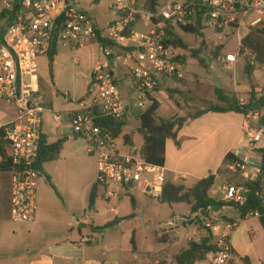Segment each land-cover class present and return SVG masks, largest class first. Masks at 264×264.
<instances>
[{
  "label": "built area",
  "instance_id": "2783aa9c",
  "mask_svg": "<svg viewBox=\"0 0 264 264\" xmlns=\"http://www.w3.org/2000/svg\"><path fill=\"white\" fill-rule=\"evenodd\" d=\"M81 1L0 0V19L5 23L0 40V99L16 110L15 119L1 128L12 159L10 221L17 225L36 221L41 176L37 163L47 113L55 127L68 121L73 137L85 141L87 154L97 161L95 183L106 199L117 196L120 188L142 185L161 201L166 169L147 162L142 150L128 143L125 135L158 100L163 80L184 79V55L181 48L171 45L169 31L193 24L197 9L204 11L206 28L213 26L219 33L236 25L240 30L239 17L249 13L258 16L251 27L264 23V0H166L156 12L140 0H114L110 9L115 19L101 28ZM142 24L147 30L137 33ZM90 43L99 47L105 62L91 74L94 86L88 98L71 111L50 108L38 82L39 59L53 49L78 51ZM242 57L246 55L239 38L237 50L228 53L222 64L234 67ZM117 67L125 71L122 80L128 81L127 86L119 80ZM262 99L264 93L257 92L256 101ZM239 103L247 105L245 100ZM244 119L247 147L231 153L234 161L228 168L233 174L251 171L256 181L263 173L264 107L247 112ZM108 121L128 125L116 136V126L106 125ZM247 195L246 187L227 184L222 202L242 207ZM204 227L218 247L209 255L211 264H235L232 238L236 226L211 211Z\"/></svg>",
  "mask_w": 264,
  "mask_h": 264
},
{
  "label": "crops",
  "instance_id": "0c3cea01",
  "mask_svg": "<svg viewBox=\"0 0 264 264\" xmlns=\"http://www.w3.org/2000/svg\"><path fill=\"white\" fill-rule=\"evenodd\" d=\"M101 1L82 0L81 4L83 9L88 12L84 3L90 7H98ZM165 2L166 0L139 1L148 9L154 6L159 8ZM113 3L114 0L111 1L108 9L114 15L110 9ZM114 19L115 15L111 21ZM104 62L105 59L91 70L90 76ZM213 64L211 65L212 70H214ZM237 65L238 63L234 67L223 66V68L233 72L229 82L215 71L212 76L207 75L204 80L206 84L200 89L199 97L205 101L218 104L216 89H222L227 93L236 95L238 100H245L248 104L251 100L252 90L255 89L256 92H259L264 88V85L243 84L236 74ZM119 70L117 67V74H119ZM183 73L184 78L188 80V71H186L185 65L183 66ZM122 79L123 77L119 76V80ZM169 80L181 84L179 80H163L157 96L161 103L168 98V92L165 93L163 89L167 91L176 89V87L172 88L168 84ZM248 80L252 82L254 77L251 76ZM41 87L45 94L42 84ZM70 99L67 97V101ZM47 101L50 108L55 109L48 99ZM76 107L77 103L75 108L65 110V112L74 110ZM162 108L163 104L160 107L159 116ZM200 112L204 113L195 117ZM175 113L178 117L187 118V121L178 132L177 138L169 139L166 143L163 167L167 172V181L176 184L183 183L191 187L198 181L215 176V185L210 191V197L218 201H222L223 189L227 184L246 187L248 182L254 181L251 177V171L248 174H233L229 171V164L226 163L228 155L247 147L243 131L244 114L205 112V108L187 115H184L181 110H176ZM15 117L16 110L0 99V135L1 133L4 135L1 127L13 121ZM45 119L44 138L49 144L65 137L68 138L67 142L80 140L73 137L72 129L70 133H66L64 125L61 128L55 127L51 121V114L47 113ZM49 123L53 130L60 135L56 141H52V129L48 126ZM136 124L134 123L128 129L127 135H131L133 145L138 147L134 136V132L139 127V125L136 127ZM143 144L138 148L142 150ZM43 170L45 174H41V176L45 177L46 180L48 176L52 180V172L46 169V164ZM95 182L96 178L92 188ZM72 186L73 188L77 187L76 194H72L68 198L63 197L62 206L52 209V199L41 195L40 183L36 221L28 224H15L17 226L15 228L10 225L12 223L10 221L11 176L9 172L0 173V264H158L160 261H164L166 264H175L174 258L188 249L190 241H200L204 237L200 225L195 222L196 216H191L190 210L188 216H183L184 221H186V223L183 222V227L188 229L189 224L195 226L196 231L193 232L194 238L187 239L186 243L180 246L178 254L170 253L171 247L169 250L166 249L161 252H145L140 249L138 243L141 235L143 236L141 238L146 240V234H152L150 227L153 224L151 220L153 215L147 199L156 200L146 191V188L142 185L123 187L119 189L117 196L110 199H106L104 191L99 188L95 207L90 209V195H88L87 188H85V194L82 193L78 196V183H73ZM158 202L162 203L161 201ZM176 207L177 205H174L171 208L174 210ZM219 215L227 218L236 226L232 238L236 257L235 264H244L243 259H248L251 264H264V227L259 216L248 215L245 219H241L239 211L229 205L225 206ZM141 216L143 222H140ZM143 224L145 225L143 226ZM107 225L110 226L106 230H99ZM160 228L162 232L154 234L155 242L172 247L177 245L179 239L176 229L178 227L175 222L171 221L160 226ZM133 238L136 242L135 250L132 245ZM215 242L216 238L214 237Z\"/></svg>",
  "mask_w": 264,
  "mask_h": 264
},
{
  "label": "rangeland",
  "instance_id": "374dc122",
  "mask_svg": "<svg viewBox=\"0 0 264 264\" xmlns=\"http://www.w3.org/2000/svg\"><path fill=\"white\" fill-rule=\"evenodd\" d=\"M111 1L102 0L98 7H90L87 3H84L85 8L96 19L97 24L101 28H105L106 24L114 18V15L108 9ZM257 18L258 16L256 14L251 13L242 17L240 16V30H238V26L237 28L233 27V29L223 31V33L216 31L213 26H208L204 32V39L196 35L187 34L181 29H176L175 33L177 37L186 45L180 51L187 60L185 69L188 71V80L185 78L179 80L181 84L172 80H169L170 82L167 81L172 88L176 87V89H169L168 91L163 89L165 93L168 92V98L164 99L161 103V106L163 104V108L159 117L162 119H173L178 117L175 113L176 110H181L184 115H187L207 107L206 102L208 103V101L199 97L200 89L206 84L204 82L205 77L207 75L212 76L215 71V73L218 72L222 75L226 81H231L233 72L223 68L222 59L226 54L234 53L237 50L239 38L242 41L250 29L251 23ZM4 24L3 20L0 19V35L4 33ZM146 30V26L142 24L138 27L137 33H142ZM219 48L221 49L219 50ZM197 51L200 54L195 53ZM199 58L203 61L201 60L199 62ZM104 59L102 51L95 43H90L78 51L59 50L54 58L52 70L50 68L49 56L39 59L38 82L44 86L46 97L56 110L65 112V110L73 109L76 103L78 104L86 98L89 86L92 83L90 72L102 63ZM249 62L251 60L248 57L239 59L237 65L238 70L236 72L239 80L245 85L258 84L259 86H263L264 68L257 64L253 65L257 71L250 75L247 70ZM212 64L214 70L211 69ZM118 70V77H124L125 71L119 67ZM251 76L254 77L252 82L248 80ZM121 83L127 86L128 81L122 80ZM68 93L71 99L67 101ZM138 125L137 123L136 127ZM48 126L52 129V141L58 140L60 138L58 132L53 130L50 123ZM136 127H134L135 130ZM71 129V125L66 121L64 123V130L66 133H70ZM134 136L136 145L140 147L143 144L142 136L137 131L134 132ZM46 169L52 172V185L55 189L47 182L45 177L40 176V191L41 195L52 199V209L62 206L63 197L68 198L70 195L76 194L75 190L77 187L73 188V183H78V196L82 193L85 194V188H87L88 195H90L92 185L98 173L96 158L87 154L86 144L82 140H70L67 142L62 150L60 160L46 164ZM187 187L190 186L187 185ZM147 201H149L153 215L151 219L153 224L150 227L152 234H146V240L141 238L143 237L142 235L140 236L138 243L140 249L145 252H161L166 249L169 250L171 247L169 252H174V255L178 254L180 246L186 243L187 239L194 238L193 232L196 231L195 226L189 224L188 229L183 227V222H186L183 216L190 214V206L187 204H179L173 210L169 205L162 204L157 200H150L148 198ZM143 221L141 216L140 222ZM171 221H174L178 227L176 231L179 242L173 247L171 245L157 244L154 240V234L161 233L162 229L160 226H164ZM10 225L17 228L15 224L11 223ZM200 230L204 232L205 237L207 231L203 225H200ZM200 264H211L210 257L208 256L207 260Z\"/></svg>",
  "mask_w": 264,
  "mask_h": 264
},
{
  "label": "trees",
  "instance_id": "16d2710c",
  "mask_svg": "<svg viewBox=\"0 0 264 264\" xmlns=\"http://www.w3.org/2000/svg\"><path fill=\"white\" fill-rule=\"evenodd\" d=\"M149 10L156 12L157 7L154 6L152 8H149ZM204 18V11L197 9L195 13L194 23L188 25L187 27H182L181 30L187 34L196 35L197 37L199 36L201 37V39H204L205 34L203 31L206 28ZM238 26L239 25H236L234 27L237 28ZM175 31L176 28L169 31V35L173 38L171 40V45H173L175 48L186 47L184 42L177 37ZM241 44L242 52L251 60V62H249L247 65L248 73L251 75L255 71V67L253 65L256 64L264 68V23H261L256 27L250 26V29L246 36L243 37ZM221 48H219V50ZM57 53L58 50L53 49L51 54L49 55L51 70L53 67L54 58ZM195 53L200 54L199 51ZM201 60L202 59L199 58V62ZM186 61V58L183 57V65L186 64ZM93 86L94 84L91 83V85L89 86V92L91 91ZM261 92L264 93V88L261 90ZM256 94V90L253 89L251 92L250 102L245 107H242L236 95L227 93L222 89H216V95L219 103L214 104L212 102H206L207 107L205 108V112H236L246 114L249 111L261 109L264 107V99L256 101ZM160 107L161 102L157 100L153 106H151L146 112L143 113V115L140 116L137 132L143 137L144 140L142 157L151 164L163 167L166 153V143L169 139L177 138V134L186 123L187 118L176 117L168 120L162 119L158 114L160 111ZM203 113L204 112H200L195 117L200 116ZM105 124L116 126V136L122 135L123 131H125V127L128 125L127 122H120L118 125H115L114 122L110 121L105 122ZM125 139L128 143L133 144L131 135L126 134ZM67 141L68 138L65 137L55 143L49 144L43 137V142L37 163V169L41 172V174H45L43 170L45 164L56 162L60 159L62 150ZM0 153L2 156V161L0 162V173L10 172L12 168L11 153L9 148L7 147V143L4 141V135L2 133L0 135ZM261 153L263 155V173L256 181L247 183L246 188L248 189V195L246 204L242 207L235 205L229 206H233L239 211L241 219H245L248 215H255L257 213L259 215L260 222L264 227V202L262 198L264 196V149L261 150ZM233 161L234 157L231 154L228 155L226 158V163L229 164ZM47 180L53 187L51 178L47 176ZM214 185L215 176H210L206 179L198 181L191 187H187L183 183L176 184L171 181H167L163 189V197L161 202L171 207L178 204L189 205L191 208V216H196L195 222H197L199 225L204 226V219L210 216L211 211L219 213L225 206H227V204H225L224 202L210 197V191L212 190ZM99 188L100 187L96 183L92 188L89 199L90 209H93L95 207L96 200L98 199ZM221 218L225 222L233 224L227 218L222 216ZM109 226L110 225H107L106 227L99 230H106L107 228H109ZM206 231L207 235L205 237H203L200 241H190L188 249L181 252L174 258L175 264H200L205 262L207 260V257L211 253H214L218 250L216 243H214L213 235L208 230ZM132 245L135 250L136 242L134 238L132 239ZM243 263L251 264L248 259H243ZM158 264H166V262L160 261Z\"/></svg>",
  "mask_w": 264,
  "mask_h": 264
},
{
  "label": "water",
  "instance_id": "95a60500",
  "mask_svg": "<svg viewBox=\"0 0 264 264\" xmlns=\"http://www.w3.org/2000/svg\"><path fill=\"white\" fill-rule=\"evenodd\" d=\"M67 97H68V99H70V94L69 93H68V96ZM86 98H88V95L86 96ZM147 192H151L150 188L147 189Z\"/></svg>",
  "mask_w": 264,
  "mask_h": 264
},
{
  "label": "flooded vegetation",
  "instance_id": "af4514ba",
  "mask_svg": "<svg viewBox=\"0 0 264 264\" xmlns=\"http://www.w3.org/2000/svg\"><path fill=\"white\" fill-rule=\"evenodd\" d=\"M39 86H40V88L42 89V87H41V83L39 82Z\"/></svg>",
  "mask_w": 264,
  "mask_h": 264
}]
</instances>
